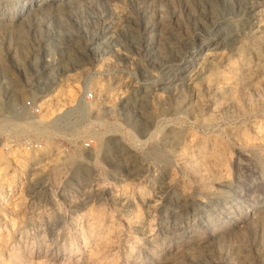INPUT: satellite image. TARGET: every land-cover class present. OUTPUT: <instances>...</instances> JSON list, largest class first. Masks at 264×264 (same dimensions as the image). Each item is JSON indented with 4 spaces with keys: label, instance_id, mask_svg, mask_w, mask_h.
<instances>
[{
    "label": "rangeland",
    "instance_id": "obj_1",
    "mask_svg": "<svg viewBox=\"0 0 264 264\" xmlns=\"http://www.w3.org/2000/svg\"><path fill=\"white\" fill-rule=\"evenodd\" d=\"M47 1L0 0V264H264V0Z\"/></svg>",
    "mask_w": 264,
    "mask_h": 264
},
{
    "label": "built area",
    "instance_id": "obj_2",
    "mask_svg": "<svg viewBox=\"0 0 264 264\" xmlns=\"http://www.w3.org/2000/svg\"><path fill=\"white\" fill-rule=\"evenodd\" d=\"M84 100H92L93 99V93L91 92H85L84 94ZM23 110L26 113V119L25 121L21 123H17V121L14 120L15 117H7V123L5 127L0 125V137L4 138V146L7 150L16 148L18 146L25 147L27 149H39L42 147L43 142L42 141H34L32 139H29L28 137L23 138V140H20L18 137L24 132L25 125H30L35 120L38 113H40L39 107H35L34 102L32 100H27L23 104ZM4 128V130H3ZM89 145L87 143L84 144V147H88Z\"/></svg>",
    "mask_w": 264,
    "mask_h": 264
},
{
    "label": "bare ground",
    "instance_id": "obj_3",
    "mask_svg": "<svg viewBox=\"0 0 264 264\" xmlns=\"http://www.w3.org/2000/svg\"><path fill=\"white\" fill-rule=\"evenodd\" d=\"M43 1L46 2L47 0H33L34 3H37V2L39 3V2H43ZM48 1H50V0H48ZM48 1H47V2H48ZM38 3H37V5H39ZM33 6H35V5H33ZM22 7H25V5H23ZM22 10H23V9H22Z\"/></svg>",
    "mask_w": 264,
    "mask_h": 264
}]
</instances>
